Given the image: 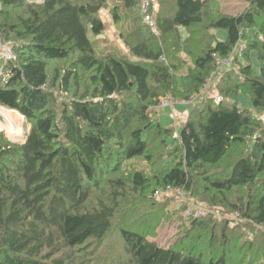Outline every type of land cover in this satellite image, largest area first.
Here are the masks:
<instances>
[{"label":"trees","instance_id":"1","mask_svg":"<svg viewBox=\"0 0 264 264\" xmlns=\"http://www.w3.org/2000/svg\"><path fill=\"white\" fill-rule=\"evenodd\" d=\"M120 1L112 19L130 52L123 59L99 55L90 38L105 26L88 5L105 8L108 0H0V45L13 55H0V106L31 124L24 144L0 133V264H87L77 251L103 245L117 222L130 256L125 264H231L226 249L207 257L180 243L163 248L149 236L174 199L162 204L155 195L169 187L216 209L239 188L264 186V124L239 107V96L249 93L254 109L264 111V67L258 72L237 57L238 71L217 73L199 95L216 71L215 55L226 57L247 30L264 27V0H245L237 15L224 13L217 0H159L158 35L144 22L140 0ZM181 28L201 33L195 40L203 47L179 79L164 43L176 36L184 46ZM219 29L228 33L225 41L211 33ZM249 48L264 63V42ZM168 94L182 101L198 95L177 136L155 118ZM235 150L245 155L232 160ZM137 158L150 169L127 163ZM99 188L103 196L85 208ZM252 204L233 208L263 232L264 198ZM138 205L145 213L130 209ZM219 222L214 214L192 218L186 237L197 233L198 244L205 236L213 243ZM249 235L248 250L234 259L264 264ZM220 237L229 244L225 230Z\"/></svg>","mask_w":264,"mask_h":264},{"label":"rangeland","instance_id":"2","mask_svg":"<svg viewBox=\"0 0 264 264\" xmlns=\"http://www.w3.org/2000/svg\"><path fill=\"white\" fill-rule=\"evenodd\" d=\"M30 2V0H28ZM170 3L171 0H166ZM45 0H33L31 3L41 4L44 3ZM220 5V9L226 14L237 15L240 14L245 10V7L248 5V2L245 0H217ZM122 3L120 0H108L107 6L102 8L97 16L101 19L104 23L105 30L102 35L93 36L90 33V38L93 41L96 49L99 52V55L104 57L113 56L116 59H123L125 57L130 56L129 50L126 49V44L120 38L121 33V26L120 24L117 25L112 20V10L114 7L121 6ZM1 6V5H0ZM1 9V8H0ZM123 14V13H122ZM132 31V29H130ZM218 41H225L227 39L228 33L225 30H213L211 32ZM181 37L184 40V46H182L181 40L179 37L171 36L170 39L164 43V47L167 53L169 63L177 69V75L179 79L182 77L188 76L194 68V61L195 56L200 52V48L203 47L202 45L196 42V38L201 37V33H197L196 35H188V32L185 28H181ZM189 39V40H188ZM254 40H259L264 42V27L260 26V29L255 27L250 30L246 31V38L242 40L246 45H248L247 55L244 57L240 55L239 60L246 64L247 62H252L256 71L260 72L262 67H264V63L259 61V56L257 55L256 51H250L249 44ZM124 44V45H123ZM2 45V44H1ZM246 48V47H245ZM245 51V50H244ZM5 56V52L3 53ZM249 57V58H248ZM240 67V63L235 65V68L232 70H237ZM219 77V76H218ZM216 77V78H218ZM215 78V79H216ZM57 92V88L55 90ZM172 96V94H168L166 97ZM173 97V96H172ZM164 97H161L162 99ZM174 98V97H173ZM178 101V99H176ZM182 101V100H179ZM186 102V101H184ZM193 105V104H192ZM188 109L191 106H186ZM239 107L246 111H251L253 117L257 118L258 121L263 122L264 124V111H256L253 107L252 96L249 93H243L239 96ZM157 109L160 108L159 105L156 107ZM2 108H0L1 110ZM156 109V110H157ZM7 110V108L3 109ZM175 110H179L181 112L180 103H176L171 107L161 108L159 111L157 110V114L155 118L159 120V123L164 127H173L175 136L178 135L179 131L184 125V116L175 118L172 117V113ZM17 112V111H16ZM1 114V113H0ZM159 115V117H158ZM25 118V117H24ZM26 123L24 124V135L20 137H24L25 134L28 135L29 131L31 130V124L28 123L27 119L25 118ZM4 132L6 138L16 144H23V138L15 137L13 134H10L8 129V123L5 117L1 114L0 115V133ZM174 137V136H173ZM174 140L170 138V141ZM240 151H233L232 152V160H236L241 154ZM245 155V152L242 154ZM241 155V156H242ZM230 159L228 160V162ZM127 162V161H126ZM227 162V163H228ZM133 165H139V167H147L149 168L148 162H146L142 158H137L131 162H127ZM126 163V164H127ZM227 163L223 164V169L226 168ZM222 166V165H221ZM220 166V167H221ZM215 170V169H213ZM124 175V174H123ZM261 179H264V176H261ZM203 185L200 187L201 190ZM102 189H95L94 190V198L90 199L87 203L85 208L92 209L96 206L97 201L100 200V197L103 196ZM174 194V193H173ZM102 195V196H101ZM210 195V200L214 197L212 194ZM168 197H160L159 201L164 204L168 201V198H174L169 200L168 208H166L167 218L166 220L159 216L158 219L161 220L162 225L156 229L154 234H150L149 240L156 242L163 248H172L175 245L185 246L188 248H193L194 250L197 249L198 253H203L204 256L211 257L212 253L218 252L220 254L224 249L230 254L228 257L229 262L231 264H245L243 261L240 263L238 258L234 259L241 251H247L249 245V239H247L249 234L254 235L255 239V247L256 249L262 250L261 253H264V231H256L257 227L255 226V221H249L246 217L239 211V208H233L236 204L237 207H241V205L246 206L247 203H253L252 205L255 206V202L260 200L262 197L264 198V186L261 185L260 181L255 186H248L244 189H237L231 194L226 196V199L229 201L227 204L224 202L219 203V200H216L219 208H213L210 201H204L203 198H197L199 202L193 199L192 197L185 196L191 198V200L198 206L205 208L209 211H213L218 218H219V225L217 236L215 241L210 242L209 236H205L202 242L195 241V233L187 236L188 232L186 230L188 227L191 226V217L186 216V208L183 199H179L177 196L174 195H167ZM205 197V199H208ZM252 198L253 202H252ZM251 200V201H249ZM136 204V201L133 203ZM243 206V207H244ZM139 207V205H138ZM134 210L135 214H142L145 213V208L139 207L137 209L130 208ZM140 209V210H139ZM218 210V211H217ZM148 211V210H147ZM152 210L150 209V212ZM208 211V212H209ZM221 213V214H220ZM211 215V214H208ZM146 222H148V217L146 216ZM128 228H136L132 225L128 226ZM222 230L226 231V235L228 239H230L229 244L223 245L222 241L220 242V233ZM250 236V235H249ZM207 240V241H206ZM219 240V241H218ZM210 243H212L210 245ZM228 247L226 248V246ZM89 249L90 251L85 254V251ZM84 253L85 262L87 264H125L130 256L126 255V246L122 239L120 233V225L114 223L110 232L107 235L106 241L103 245L98 243L88 244L83 249L77 251ZM83 255V254H81ZM231 256H233L231 258ZM127 264V263H126Z\"/></svg>","mask_w":264,"mask_h":264},{"label":"built area","instance_id":"3","mask_svg":"<svg viewBox=\"0 0 264 264\" xmlns=\"http://www.w3.org/2000/svg\"><path fill=\"white\" fill-rule=\"evenodd\" d=\"M141 2V14L143 16L144 22L151 27L152 32L155 34H159L157 27H156V17L157 14L160 11V3L159 0H140ZM1 8V6H0ZM245 50V44L242 42H239L234 49L233 52L228 54L226 57H221L218 55H215V66H216V71L212 78L208 79L206 83L204 84L203 88L200 90L199 95L205 93L207 90L211 88L212 81L215 79V75L220 72H225L232 70L235 68V61L237 57L242 55V53ZM5 52V56L3 53ZM0 55L3 57H13L11 50L9 47L0 45ZM198 95L194 96L190 101H186L187 103H193L196 101ZM222 101H224V98L222 96L217 97L215 102L217 104H220ZM178 103V101L173 98L172 96L164 97L160 99L159 102V107L160 108H166V107H171L174 104ZM174 193V194H173ZM174 195L177 196L179 199H183L185 205L187 206L186 208V216L191 217V218H202L207 216L208 214H215L213 211H209L205 208H202L198 205H196L191 198L185 197L186 194L183 190L181 189H173L171 187L168 188V190L160 191L158 192L155 196L157 198H160L161 196H167V195ZM209 211V212H208ZM249 239H252V236H249Z\"/></svg>","mask_w":264,"mask_h":264},{"label":"bare ground","instance_id":"4","mask_svg":"<svg viewBox=\"0 0 264 264\" xmlns=\"http://www.w3.org/2000/svg\"><path fill=\"white\" fill-rule=\"evenodd\" d=\"M0 113L5 117L8 123V129L10 131V134L15 137L23 138L22 142L25 141L26 134L24 137H20L24 135V131L21 132V129L24 128V124L26 123V120L23 116H21L18 112L14 110H0Z\"/></svg>","mask_w":264,"mask_h":264},{"label":"crops","instance_id":"5","mask_svg":"<svg viewBox=\"0 0 264 264\" xmlns=\"http://www.w3.org/2000/svg\"><path fill=\"white\" fill-rule=\"evenodd\" d=\"M113 20V19H112ZM122 40V39H121ZM124 45V44H123ZM126 46V49L127 50H129L128 49V47H127V45H125ZM195 102L196 101H194L193 103H187V102H184V101H179L178 100V103H180V108H181V112L183 111V114L182 113H180L179 112V110H175L174 111V113H172V117H173V119L175 120V118H180V117H182V116H184V123H185V121H186V119H187V116L189 115V113L191 112V110H192V108H193V106H194V104H195ZM193 104V105H192ZM186 106H191V108H187ZM161 108H158L157 110L159 111ZM158 117H159V115H158ZM179 120H181V119H179ZM164 127V126H163ZM168 197V196H167Z\"/></svg>","mask_w":264,"mask_h":264},{"label":"water","instance_id":"6","mask_svg":"<svg viewBox=\"0 0 264 264\" xmlns=\"http://www.w3.org/2000/svg\"><path fill=\"white\" fill-rule=\"evenodd\" d=\"M30 2H33V0H30ZM42 4V3H41ZM102 9V5H99V6H91V5H88V10H89V12H91V13H99V11ZM0 108H2V109H5V107L4 106H0ZM1 115V114H0ZM24 131V129H21V132H23ZM26 141H27V135H26V138H25V142L24 143H26ZM23 143V144H24Z\"/></svg>","mask_w":264,"mask_h":264}]
</instances>
